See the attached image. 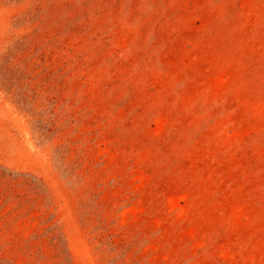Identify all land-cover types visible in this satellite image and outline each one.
<instances>
[{
    "label": "rangeland",
    "instance_id": "rangeland-1",
    "mask_svg": "<svg viewBox=\"0 0 264 264\" xmlns=\"http://www.w3.org/2000/svg\"><path fill=\"white\" fill-rule=\"evenodd\" d=\"M0 264H264V0H0Z\"/></svg>",
    "mask_w": 264,
    "mask_h": 264
}]
</instances>
